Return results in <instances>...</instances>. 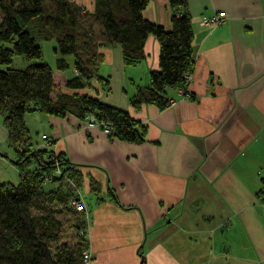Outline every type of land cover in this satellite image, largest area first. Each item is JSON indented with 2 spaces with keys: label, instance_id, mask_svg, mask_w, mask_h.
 Segmentation results:
<instances>
[{
  "label": "crops",
  "instance_id": "1",
  "mask_svg": "<svg viewBox=\"0 0 264 264\" xmlns=\"http://www.w3.org/2000/svg\"><path fill=\"white\" fill-rule=\"evenodd\" d=\"M70 1L93 8V0ZM185 2L193 67L184 94L166 89L173 102L165 107L128 102L158 70L153 35L135 65L123 64L118 45L97 49L107 85L93 80L86 93L144 125L142 142L114 139L86 117L23 115L32 147L61 153L79 175V185L69 184L85 208L90 264H264V211L255 195L264 178V0ZM220 11V23L199 25L200 16ZM141 15L170 27L167 0H147ZM49 42L47 59L39 42L42 59L54 68L62 58L65 75L74 76L71 56ZM29 63L14 56L11 67ZM10 152L0 114V166L18 180Z\"/></svg>",
  "mask_w": 264,
  "mask_h": 264
},
{
  "label": "trees",
  "instance_id": "2",
  "mask_svg": "<svg viewBox=\"0 0 264 264\" xmlns=\"http://www.w3.org/2000/svg\"><path fill=\"white\" fill-rule=\"evenodd\" d=\"M167 3L166 30L142 17L147 0H93L91 11L70 0H0V114L10 162L18 174L16 183L0 182V264H82L83 211L69 205L76 198L73 187L59 186L69 181L79 185V175L61 153L33 148L22 118L33 110L52 116L68 113L77 119L91 115L111 127L108 136L142 142L144 125L86 90L93 80L103 89L107 85L97 74L102 61L99 46L118 45L123 64L135 65L144 56L142 47L149 34L158 43V70L148 72L147 85L137 88L129 104L163 108L167 88L186 87L193 67L191 20L185 0ZM51 39L59 55L71 56L74 76L65 75L67 63L62 58L56 59L54 68L42 59L39 42ZM14 56L30 63L13 68ZM61 87L78 92L66 94ZM56 169L60 175H54ZM46 183L56 185L45 188ZM255 195L264 206V178ZM65 212L77 233L72 244L60 242L64 222L55 214Z\"/></svg>",
  "mask_w": 264,
  "mask_h": 264
},
{
  "label": "rangeland",
  "instance_id": "3",
  "mask_svg": "<svg viewBox=\"0 0 264 264\" xmlns=\"http://www.w3.org/2000/svg\"><path fill=\"white\" fill-rule=\"evenodd\" d=\"M40 43L43 45L42 51H43V57L44 58H48V55L50 54L49 52L51 51L47 45H49V40H44V41H40ZM34 138V136H33ZM12 153L10 152V157H11ZM9 169V168H8ZM7 170L4 167L0 166V182H11V183H15L17 182V178H16V174L12 171L11 173L8 170V173L6 174ZM56 185V183H46L44 185L45 188H51L54 187ZM62 188L66 189L67 186L68 188H71L72 186H70V184H66V183H60V185ZM72 189V188H71ZM57 205V204H55ZM59 207V206H57ZM264 208V206H263ZM56 217L60 218L64 223L62 226V234H61V239L60 242L61 243H67V244H72L74 241H76V229L74 228L75 224H72V220L71 217L68 213H64V214H55Z\"/></svg>",
  "mask_w": 264,
  "mask_h": 264
},
{
  "label": "built area",
  "instance_id": "4",
  "mask_svg": "<svg viewBox=\"0 0 264 264\" xmlns=\"http://www.w3.org/2000/svg\"><path fill=\"white\" fill-rule=\"evenodd\" d=\"M222 17H224L223 11L213 13V14H209V15H203V16H200L198 23H199V25H215V24L220 23L222 21ZM178 89H179V92L181 94L185 93V88L178 87ZM171 102H173L172 99L168 98L167 104H169ZM86 119L88 122L96 123L97 125L101 126V129L103 130V132L105 134L111 133L112 129L106 123L94 120L93 116H91V115L87 116ZM60 173L61 172L59 169H56L54 171V175H60ZM44 179L46 181H48V177H44ZM69 183H70V181H69ZM69 205L72 206L77 211H84L85 210L84 205L82 203V200L79 197L72 199L69 202ZM263 211H264V208H263ZM81 259H82V264H90L91 263L90 254L87 250H83L81 252Z\"/></svg>",
  "mask_w": 264,
  "mask_h": 264
}]
</instances>
